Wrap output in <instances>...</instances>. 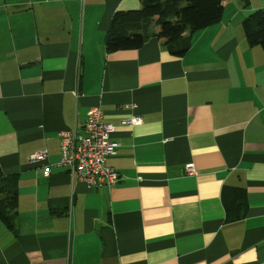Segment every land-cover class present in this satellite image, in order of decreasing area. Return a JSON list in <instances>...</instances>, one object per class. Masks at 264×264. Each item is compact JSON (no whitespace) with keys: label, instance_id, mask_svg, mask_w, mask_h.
<instances>
[{"label":"crops","instance_id":"crops-1","mask_svg":"<svg viewBox=\"0 0 264 264\" xmlns=\"http://www.w3.org/2000/svg\"><path fill=\"white\" fill-rule=\"evenodd\" d=\"M263 7L225 1L176 56L155 37L105 51L112 16L140 0H0V171L18 179L0 264H264V51L241 26ZM92 107L114 129L111 189L55 166L57 133Z\"/></svg>","mask_w":264,"mask_h":264},{"label":"trees","instance_id":"trees-1","mask_svg":"<svg viewBox=\"0 0 264 264\" xmlns=\"http://www.w3.org/2000/svg\"><path fill=\"white\" fill-rule=\"evenodd\" d=\"M227 0H140V9L116 12L104 37L107 53L137 50L149 37L163 41L172 55L182 56L188 46L173 50L172 45L184 34L214 25L223 14ZM156 27L155 32L151 31ZM247 45L264 51V7L247 15L242 21ZM17 175L5 176L0 171V222L13 230L17 216Z\"/></svg>","mask_w":264,"mask_h":264},{"label":"built area","instance_id":"built-area-1","mask_svg":"<svg viewBox=\"0 0 264 264\" xmlns=\"http://www.w3.org/2000/svg\"><path fill=\"white\" fill-rule=\"evenodd\" d=\"M125 126H138L141 118L132 116L122 121ZM114 129L103 121L99 107L89 109L85 123L80 129L57 133L60 157L56 167L65 169L68 176L91 189H111L120 181L118 173L106 164L116 154L117 145L112 141ZM46 151L33 153L28 157L30 164L46 161ZM45 175L48 169L44 170ZM189 176L196 174L192 165L185 167Z\"/></svg>","mask_w":264,"mask_h":264}]
</instances>
